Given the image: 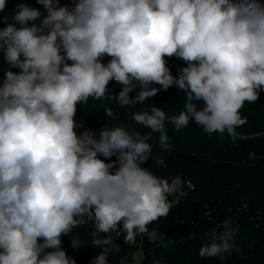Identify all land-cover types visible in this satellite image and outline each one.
<instances>
[{
    "label": "clouds",
    "instance_id": "obj_1",
    "mask_svg": "<svg viewBox=\"0 0 264 264\" xmlns=\"http://www.w3.org/2000/svg\"><path fill=\"white\" fill-rule=\"evenodd\" d=\"M36 3L46 10L43 19L41 11L20 2L0 28V53L9 65L0 83V264H76L61 248V237L88 223L91 244L101 249L92 264H108L111 253L120 251L114 236L129 246L137 237L155 241L158 233L149 225L167 218L187 195L181 176L160 177L143 167L154 134L159 147L170 151L166 123L180 131L191 121L207 135L233 139L247 123L241 110L264 92V3ZM6 7L7 0H0V13ZM171 57L186 64L178 76L167 64ZM112 82L121 86L115 96ZM173 86L186 93L178 115L156 105L133 113L147 133L129 131L122 121L98 132L77 122L78 106L90 98L115 99L125 109ZM105 105L107 119H116L117 111ZM220 229L204 233L199 256L223 261L239 251L238 226L225 220ZM81 243L72 236L73 249Z\"/></svg>",
    "mask_w": 264,
    "mask_h": 264
},
{
    "label": "trees",
    "instance_id": "obj_2",
    "mask_svg": "<svg viewBox=\"0 0 264 264\" xmlns=\"http://www.w3.org/2000/svg\"><path fill=\"white\" fill-rule=\"evenodd\" d=\"M20 2L41 11V19L47 15L36 0H7L6 9L0 13V28L5 26L2 17H10ZM59 2L61 6L71 7V0ZM260 2L264 3V0ZM35 23L39 24L40 20ZM109 59L105 57V62ZM166 60L174 76H178L179 70L186 66L183 60L176 57ZM7 70L9 65L4 58L0 59V83ZM109 87L114 96L121 90L115 82ZM135 94L130 93V96L134 98ZM185 96L186 93L173 86L167 91L161 90L141 105H130L125 109L119 108L115 99L106 100L105 103L117 111L116 119H107L103 101L90 98L88 104L78 106L77 122L83 121L85 128L98 132L106 123L114 127L122 121L129 131L147 133L149 129L136 125L132 120L133 113L156 105L168 115H178L184 109ZM241 113L247 123L236 129L234 139L227 133L207 135L191 121L180 131H175L171 124L166 123L171 144V150L166 151L159 147L158 134H154L157 140L153 142L152 156L143 167L150 168L160 177L181 176L187 195L181 198L180 204L171 210L167 218L149 225L150 230L154 228L158 233L155 241L137 237V244L129 246L123 236H114L120 251L111 253L108 264H136L134 255L139 251L142 253L139 264H264V92L255 103L246 102ZM250 153L255 154V160L249 159ZM225 220H231L234 227L238 226L234 239L239 251L225 254L223 261L199 256L200 248L206 242L204 233L212 229L219 232ZM92 231L93 225L88 223L61 237V248L76 260V264H92L101 251L91 244ZM190 234H195V239ZM73 235L80 238V249L71 247ZM99 235H103L102 238L107 236Z\"/></svg>",
    "mask_w": 264,
    "mask_h": 264
},
{
    "label": "rangeland",
    "instance_id": "obj_3",
    "mask_svg": "<svg viewBox=\"0 0 264 264\" xmlns=\"http://www.w3.org/2000/svg\"><path fill=\"white\" fill-rule=\"evenodd\" d=\"M2 58H3V56L0 57V59H2ZM5 63H6V61H5ZM134 257H135V263H136V264L141 263V260H142V253H141L140 251L137 252V253L134 255Z\"/></svg>",
    "mask_w": 264,
    "mask_h": 264
},
{
    "label": "built area",
    "instance_id": "obj_4",
    "mask_svg": "<svg viewBox=\"0 0 264 264\" xmlns=\"http://www.w3.org/2000/svg\"><path fill=\"white\" fill-rule=\"evenodd\" d=\"M187 184H188V185H190V183H189V182H188Z\"/></svg>",
    "mask_w": 264,
    "mask_h": 264
}]
</instances>
